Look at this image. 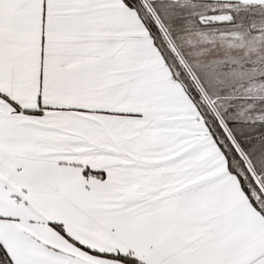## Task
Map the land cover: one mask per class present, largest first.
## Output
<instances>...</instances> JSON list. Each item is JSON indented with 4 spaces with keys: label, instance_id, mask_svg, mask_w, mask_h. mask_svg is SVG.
<instances>
[{
    "label": "snow or ice",
    "instance_id": "obj_1",
    "mask_svg": "<svg viewBox=\"0 0 264 264\" xmlns=\"http://www.w3.org/2000/svg\"><path fill=\"white\" fill-rule=\"evenodd\" d=\"M0 264H264V0H0Z\"/></svg>",
    "mask_w": 264,
    "mask_h": 264
}]
</instances>
